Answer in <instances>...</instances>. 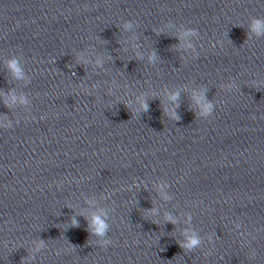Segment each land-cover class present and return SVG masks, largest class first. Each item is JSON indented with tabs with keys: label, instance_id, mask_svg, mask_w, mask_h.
Listing matches in <instances>:
<instances>
[{
	"label": "clouds",
	"instance_id": "clouds-1",
	"mask_svg": "<svg viewBox=\"0 0 264 264\" xmlns=\"http://www.w3.org/2000/svg\"><path fill=\"white\" fill-rule=\"evenodd\" d=\"M123 28L125 30L130 31L133 28V23L131 21H125L123 23ZM248 31L251 34L250 39L252 37H255L257 39L264 37V18L252 17L248 22ZM199 35L200 33L196 28L181 26V29L177 36V39L182 42L180 46L185 51L190 52L194 57L198 55V53L192 40L193 38H197ZM155 59H156V55L153 52L149 56V62L150 63L154 62ZM77 61L82 63L88 62L86 56H84L83 54H77ZM95 65L102 66L101 58L97 57L95 59ZM6 69L10 73L13 79L17 81H23L25 84L30 82L29 77L24 69V66L22 65L20 59H18L15 55L10 57L6 61ZM234 87H235L234 81H229L227 84L222 85L223 89L229 91L232 90ZM205 91H206L205 89H201L199 91H193L192 99L199 107V112H198L199 117L201 119L207 120L213 116V113L216 109V104H214L212 101H209L206 98ZM167 99L173 105V107L166 110V115L174 121L179 120L180 117L178 116L175 110L176 108L179 107V103H178L179 92H172L171 94L168 95ZM3 103L5 107H11L16 104H19L21 106H27L29 104V99L23 93L17 95L13 92H9L4 97ZM137 105L138 106L135 108V112L137 114L148 111V103L143 96L137 97ZM125 106L127 107L128 105ZM12 127L13 124L11 122L0 123V128L10 129ZM166 187L167 185H160L161 195L164 199L169 198L166 195V193L163 191V189ZM89 203L94 204L95 201H89ZM149 212L151 214H155L156 209H150ZM85 219H87L89 222V230L91 231V233L99 238V247L101 249H106L109 245L113 244L111 238H106L110 225L108 223V214L103 208H100L86 215ZM165 219L168 222L176 223L175 218L171 214H165ZM188 220L189 221L191 220L190 216L188 217ZM70 223L73 227L79 226V222L75 219L74 216L71 218ZM236 228L237 229L241 228V225L237 224ZM184 235H185V240L181 244L182 248H184L186 251H192L193 249L200 247L202 241L194 230L187 229L185 230ZM45 247L46 245L43 240L36 241L33 244V252L34 253L41 252ZM255 255L256 254L253 251L251 253L252 258H255Z\"/></svg>",
	"mask_w": 264,
	"mask_h": 264
}]
</instances>
